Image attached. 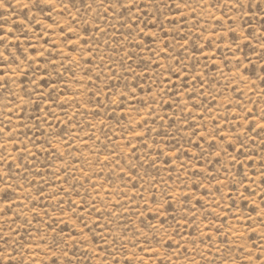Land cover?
<instances>
[{
  "label": "rangeland",
  "instance_id": "374dc122",
  "mask_svg": "<svg viewBox=\"0 0 264 264\" xmlns=\"http://www.w3.org/2000/svg\"><path fill=\"white\" fill-rule=\"evenodd\" d=\"M264 0H0V264H264Z\"/></svg>",
  "mask_w": 264,
  "mask_h": 264
},
{
  "label": "snow or ice",
  "instance_id": "6c2138e0",
  "mask_svg": "<svg viewBox=\"0 0 264 264\" xmlns=\"http://www.w3.org/2000/svg\"><path fill=\"white\" fill-rule=\"evenodd\" d=\"M262 127H264V125H262Z\"/></svg>",
  "mask_w": 264,
  "mask_h": 264
}]
</instances>
